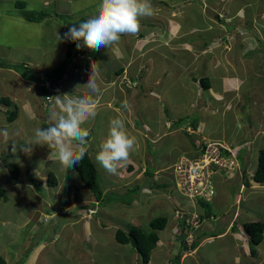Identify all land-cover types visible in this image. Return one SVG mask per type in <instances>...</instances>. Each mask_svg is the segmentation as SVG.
<instances>
[{
	"label": "crops",
	"instance_id": "obj_1",
	"mask_svg": "<svg viewBox=\"0 0 264 264\" xmlns=\"http://www.w3.org/2000/svg\"><path fill=\"white\" fill-rule=\"evenodd\" d=\"M158 2L156 12L159 15L156 16L157 19L154 17L155 19L152 21L154 24L147 25V28H139L136 34L122 35L117 44L109 48L101 47L99 50L94 51L84 46L83 41H80L81 47L79 49L76 48V51L83 50L84 52L69 63L65 72H59L62 65L68 61L69 41H65L64 45L59 44L61 47H58L57 50L54 51V56L56 57L50 56L52 64H50L47 69L39 66L41 63L39 64L38 60L33 62L39 64L38 71L35 73L36 75L38 73L43 74V76H45L44 82L36 78V80H34L38 82V84L30 83L27 81V79L30 78H25V76L17 71L19 74L15 76L19 80L15 82V87L19 89V93L18 91L15 93L13 92L16 90L14 87H8L5 88L4 91L2 90L3 97L13 99V106L17 107V116L18 114L19 116L13 121H8L7 119L5 129L7 127L9 131L12 129L15 130L12 136L8 135L7 138L0 136V154H5L2 158L4 161H8L7 159L11 158L18 162L20 166V178L14 181L11 180L8 172L6 174H0V185L6 189V198L0 202V223L15 228L17 238L20 237L28 226L31 227L30 234L32 235L39 227L38 224L41 223V220L44 222L53 220V215H49L47 214L48 212H46L47 209L51 207L50 200L44 198L43 195L38 192L36 186L28 181L27 174H30V177H32L36 183H40L42 189L56 190L59 196L62 188L67 184L69 185V192L66 193L68 197L64 203L61 197L59 198L61 204L59 207L64 214L69 211L74 213V215L70 217L71 223L74 224L68 226L72 233L71 241L77 238L81 239L83 234H85V236L91 234V221L94 215L99 214V207L102 205L96 200L94 194L82 183L74 166L67 169L68 174L66 177L60 176V172L56 168L52 166L45 167L47 164H45L44 161L50 162V160L47 159L49 152L44 153L41 147H37L36 145L31 147L27 142L30 134L34 136L35 128H45L49 126V116L54 104V101H51V103L47 102L49 96L55 97L64 94H75L76 96L93 95L94 99L97 100L96 115L94 117H88L81 125V127L87 129L89 133L92 132L91 138H89L86 143V152L94 161H96L95 156L99 151L100 143L106 138V132H103L102 127L96 122V118L99 116L101 108H109L112 110V116L109 118V122L111 119L117 117L123 119L125 127L131 137H134L136 133L140 135L145 130L143 133L145 139L143 136L141 137V141L144 145L147 144L145 140H151L153 144H158L163 138L184 132L187 128V132L193 135L186 136L187 134L185 135L183 133L184 135H182L186 137L182 138L190 141V138L193 136L196 145L198 143L219 142L231 146L232 148L236 147L238 150L236 154L242 159L240 167L243 169V174L248 173V175L250 174L251 176L255 173L259 163V153L261 150H264V129L262 128V120H264L262 119L264 117V69H255V63L256 61L259 63L258 60L261 58L260 55H262V52L254 49L255 47L246 51L245 47L249 48L252 43L256 45L254 38H248L246 39L248 40L247 43H238L235 47L232 46V41L226 38V36L231 34V32L233 34V29L236 25H242L251 33L253 32L256 39H264V35L259 32L261 31L264 34V0H202V2L200 0H159ZM224 2H226V4H223ZM207 5L209 6L205 9ZM222 6L226 8V15L229 16L226 17L227 21L225 19L221 20L219 18V13L222 11L216 10L217 8H222ZM165 10H167V12H165ZM160 15L163 16L162 21L159 19ZM142 26H144L143 22ZM258 28L261 29L257 31ZM258 33L260 34L257 35ZM218 42H221V44H218ZM220 51L222 52L221 55L219 54ZM108 53L114 56L116 63L119 62L116 67L111 69L107 66V61L105 60ZM41 54L42 57L45 56L44 53ZM196 54L203 55L197 60L195 57ZM241 61L245 64L244 66H248L245 69L248 70V73L245 71L241 72V69L238 67ZM5 65L6 64L3 63L0 65V83H10L6 80L7 77L5 75L4 77L1 76V72H5L3 70ZM209 66L210 68L208 69ZM202 68L204 70L203 72H201ZM10 69L13 68L9 66L8 70ZM208 71H211V74H209ZM92 72L95 74L100 89L98 94L90 93L84 86ZM111 73H114L113 77H111ZM170 76L173 80H170ZM202 77L210 79V88L206 90L209 97H206L204 92L205 89L202 88L201 82L199 81ZM41 78L43 79V77L39 79ZM216 80L222 81L221 89L215 88L212 85V82ZM177 88L180 90H172ZM11 90L13 91L11 92ZM174 91L176 92L172 95ZM177 92L185 96L192 95L193 99H195V101L191 102L194 103V106L190 104L191 109H189L187 115L180 112L176 113L174 116L171 111L172 109L170 110L168 108V105L169 107L171 105V100L176 99ZM106 93H108V95L104 98ZM199 96L207 99L210 103L208 104L207 102V104L212 106L211 111L208 112L210 116L205 115L204 112L201 114L197 112L200 118H198V121L194 120L193 122H197V125L193 123L190 125L189 122L178 123L180 120H189L191 113L196 114L194 109L197 110L198 108H195V103H199ZM145 97L152 99V102L147 105V108L139 106L140 102L148 101L145 100ZM227 97H229L227 105H224ZM168 99L170 100L168 101ZM246 101L248 102L246 103ZM168 102H170V104ZM125 103H127V108L122 107ZM162 103L166 105L168 113L171 114L170 118L167 116V112L163 108ZM175 106L181 109L180 104H175ZM248 106H250V108L247 110ZM6 109L4 104H0V112L5 113ZM250 109L254 111L250 112ZM11 110H13V108ZM140 110L145 113L141 115L138 113ZM234 111L235 113L232 116ZM134 112L136 115L137 113L139 114L138 117L141 127L135 124L137 120L134 119ZM241 112L244 114H241ZM218 113L221 114L218 115ZM218 116H221L223 119L222 122L217 123L222 127V133L216 132L214 130L215 127L209 125L211 124V120ZM243 118L248 119L249 122H244ZM16 119L17 121H15ZM27 121L31 123L34 122L33 126L28 131L23 130V128L26 127ZM156 121H159L161 126H154L155 123H157ZM162 121H164L163 124ZM101 132L103 133L100 136L99 134ZM8 134H10V132H8ZM32 139L33 137L30 140ZM184 139H182L183 143L181 142L177 145V149L181 153H184V155L190 154L193 149V144H190V142L188 145H185ZM13 141H15V145H20L17 148L15 147V151H13V147L15 146ZM17 141L20 143H17ZM244 145L247 146L243 148ZM140 147L143 148L140 144H135L134 150L130 153L129 160L118 166L117 171L119 172V169H121V182L119 179H116L117 182L113 180L103 192H113L116 190H127L128 192H132L137 188L138 190L135 191V195H138V197L143 196V198L146 199L144 204L146 202L149 203L150 211H163L166 208L163 201L159 199L161 196L149 188L157 186H150V180L145 178L146 164H144L145 166H143L142 169L134 168L131 164V162L135 163V159L139 157ZM146 150L149 151V148L147 147ZM181 156H183V154ZM140 157L147 159L145 153ZM37 158L40 160L41 167L35 165ZM51 163L53 162L51 161ZM130 166H132L133 169H130ZM122 169H124L125 172H129L125 173L127 177L134 174L133 177L129 180L124 179V181ZM162 169L164 168H158L157 174H160ZM51 173L58 179V185L56 187L47 186V178ZM106 177L114 179L115 174H106ZM172 177V183L176 186L173 174ZM216 178H219L217 181L218 193L215 201L212 203V207L220 211V206L223 208L229 204L230 200L228 196H232L233 193L230 187L234 184L237 186V190H239L236 202L238 206H240L239 209L242 208L240 215L245 217V219H243L241 216L240 219L244 221L256 219L253 221L264 222L263 213L260 211L258 213L260 204L254 203L255 200L253 199L257 198V200H260L261 198L260 202H264V183L258 184L253 182L251 183V187H248L246 183H244V181L246 182L247 180L243 177L229 179L227 176L218 175ZM146 184L149 185V187H147ZM170 194L171 196L167 197L170 200H168V202L172 205V208L169 210L170 218L168 223L173 232L177 230L175 226L181 221L180 217L182 216L180 212L185 214V218L190 215L191 218L196 217L197 214L205 215L206 208L204 205L193 202L187 207L188 210L185 211L181 209L185 203H181L177 193L172 192ZM255 195L262 196L259 198ZM13 196L16 198L15 201H12ZM8 197H10L11 200ZM133 202L136 204L134 207L137 208L138 202L134 200L132 203ZM29 203L33 206H31L32 215L27 216L22 213V209L23 207L26 209L30 206ZM90 204L98 206L94 210L89 211L87 205ZM149 210L144 213V215H146L148 219H152ZM61 212H59V214ZM20 213L22 215L19 217ZM238 213L239 210L236 209V211H228L226 216H219V220L222 224L217 222V220L214 221L216 222L214 225L212 224L213 221H204L203 224H200L198 230L195 233L193 232L195 234L193 239L197 241V238H202V240H200L194 249H185V244L182 243V239L175 240L174 243H179L180 241L182 244H180V246L183 247L182 251L178 253V255H181L180 264H184L188 257H195V255L199 254L200 250L204 248L205 244L216 238L215 236H211L214 232L213 228L224 227V230H222L217 237V239H221V241L235 234L233 229L229 231L227 228L229 227V222L238 219L232 218V216L235 214L238 215ZM53 214L55 215V213ZM139 214L142 215V213ZM211 215L214 216L215 219L217 217L216 215H218L213 208H211ZM22 216L24 219H22ZM69 216L70 214L68 218ZM35 218H37V221L34 225H31L32 220ZM132 218H134V220H132L133 224L140 223V219H136L135 217ZM148 223L150 222L147 221L146 224ZM72 228H74V230ZM118 228V226H113L112 235ZM100 229L105 230L106 228L100 227ZM51 230H53V228H51ZM165 231L166 228L159 232L160 236ZM57 233L58 232H55V236H58ZM76 234L79 236H76ZM9 242L11 241H8V243ZM120 245L131 246V244ZM158 246H161L163 249L166 243L163 240L161 241L160 238V243L157 247ZM78 247L79 246H75L73 242L69 241L68 236V243L63 248L67 251L70 264L76 259H78V262L81 264H92L94 261L88 259L87 253L83 251L82 247ZM236 247L248 249L246 251L252 256L247 237H242L241 242L239 241ZM75 248H78L77 252H74ZM257 249L259 250H257V255L260 256L264 254V252H261L260 246H258ZM23 252L25 253V249ZM29 252H31V254L27 258H31L28 264H35L38 252H40V246H37L34 250L30 248ZM125 252H128V250L119 251L120 254ZM134 252L131 251L128 253L127 260L131 257V262L134 261V264H140V257ZM188 252L194 254L189 256L184 255ZM158 254L159 253H157L156 256ZM257 255L254 258H256ZM125 263L128 264L129 261H122L119 264ZM150 264L154 263L150 261ZM162 264H169L168 259H165Z\"/></svg>",
	"mask_w": 264,
	"mask_h": 264
},
{
	"label": "rangeland",
	"instance_id": "obj_2",
	"mask_svg": "<svg viewBox=\"0 0 264 264\" xmlns=\"http://www.w3.org/2000/svg\"><path fill=\"white\" fill-rule=\"evenodd\" d=\"M158 1L159 0H150L153 9L152 15L143 16L139 18L140 28L142 27L147 28V25L154 24V22L152 21L156 18L157 15H159L156 12L159 3ZM20 3H23L24 6H20ZM99 3L100 0H0V65L1 63H3L13 68L8 70L9 68L8 66L3 67L4 68L3 70L5 72H1L2 74L1 76L4 77L5 75L7 77L6 80L10 83H0L1 84L0 97H3L2 90L4 91L5 88L8 87L16 88L15 82H17L19 79L15 75L19 74L18 72H20L23 76H25V78H30L31 80L27 79V81H29L30 83L38 84V82L35 81L36 78L44 82L45 76H43V74L41 73H38L37 74L38 77H37L35 72L38 71V65L40 63L41 64L39 66H42V68L47 69V67H49V65L52 64L51 63L52 59L50 58V56L56 57L54 56V51L57 50L58 47L60 48L61 47L60 45L65 44V40L59 41L58 34L62 37L63 34L68 30V27L73 25H78L79 23L86 21L89 18L90 13H92L97 8ZM223 4H226V2H224ZM208 6L209 5H207L205 9H207ZM223 7L224 6H222V8H217L216 10L222 11L221 13H219L220 14L219 16L222 17V19L226 20V17L228 15H226V8ZM25 11L44 12L47 14V17L40 23H32L29 22L24 17ZM165 12H167V10H165ZM162 17L163 16L161 15L159 16L160 21L163 20ZM142 22L144 23V26H142ZM237 26L240 27V31L242 33L245 32V30L243 29L245 27H243L242 25H237ZM260 29L261 28H258L257 31H259ZM259 32L262 35H264L261 31ZM248 33L250 35V39L254 38L256 45L252 43L249 46V48L245 47V49L247 51L248 49L255 47L254 49H257L262 52V55H260L261 58L258 60L259 63L257 61L255 63L256 64L255 69L263 70L264 69V39L261 38L256 39L254 37L253 32L251 33L248 31ZM260 33H258L257 35H259ZM228 39L232 41L233 43L232 46L235 47L240 42L237 36H235V33L229 34ZM242 41L246 43L248 42V40H242ZM218 44H221V42H218ZM41 53H44L45 56L42 57ZM219 54L221 55L222 52L220 51ZM107 55L108 56L105 58V60L107 61L106 63L107 66L110 67V69L116 67L117 63L119 62L116 63L114 56L111 55L110 53H108ZM201 55L203 54H196L195 56L196 59L199 60L200 57H202ZM36 60H38L39 64L33 63ZM244 65L245 64L242 63L241 61V64H238V67L241 69V72L245 71L246 73H248V70H245L248 66H244ZM209 68L210 66L208 67V69ZM203 71L204 70L202 68L201 72ZM208 72L209 74H211V71ZM113 76L114 73L113 74L111 73V77ZM40 77H43V79L42 78L39 79ZM170 80H173L171 76H170ZM212 85L215 88L221 89L222 81L221 80L213 81ZM172 90L179 91L180 89L177 88ZM12 91L13 90H11V92ZM17 91L19 93V89L16 88V90H14L13 92L15 93ZM176 91L172 92V95ZM204 92L206 97H209L208 92H206V90ZM107 95L108 93H106V96L104 95V98L107 97ZM228 98L229 97H227L224 105H227ZM10 99L13 101L12 98ZM145 100L148 101L140 102L139 103L140 107L147 108V105L152 102V99L149 97H145ZM169 100L170 99H168V101ZM171 101H172L171 105L170 107L168 105V108L170 110L172 109L171 110L172 114L175 116L176 113H180V112L184 113V115H187L189 113V109H191L190 104L194 106V103L191 102L195 101V99H193L192 95L185 96L180 92H177L176 99H172ZM198 102L199 103H195V108L198 107L197 108L198 111L194 109L196 114L191 113L190 119L189 120L185 119L183 123L189 122V124L192 125L194 120L198 121V118H200V116L197 114V112L199 114L204 112L205 115L210 116L208 112L211 111L212 106L208 105L210 103L207 101V99H205L202 96H199ZM247 102L248 101H246V103ZM168 103L170 104V102ZM175 104L176 105L180 104L181 109L180 107L175 106ZM162 106L166 110L167 116L170 118L171 114L168 113L166 105L162 103ZM12 108H14V106L7 107L5 113L0 112V131L5 129V123L7 122L6 113L10 111ZM249 108L250 106L247 107V110ZM235 111L232 113V116L235 113ZM251 111L254 110L250 109V112ZM138 113L143 115V113L145 112L140 110L138 111ZM138 113L136 115V113L134 112L133 116L134 119L137 120L135 124H138V127H141ZM111 114H112L111 109L101 108L100 114L96 118V122L102 127L103 132H106V137L108 134L109 118L112 116ZM220 114L221 113H218V115ZM241 114L244 113L241 112ZM214 119L211 120V124L209 125L211 127H215L214 130L216 132L218 131L222 133V127H220L217 124L218 122H222L223 120L222 117L218 116V117H214ZM262 119H264V117ZM15 121H17V119ZM243 121L249 122L248 119H244V118ZM156 122L157 123H155L154 126H161V123L159 121ZM163 122L164 121H162V124ZM26 123H27L26 127H24L23 130L28 131L31 129L34 122L31 123L27 121ZM12 126L16 127L15 125ZM262 128L264 129V120H262ZM14 130L15 129L9 131V129H7V131L10 132L9 136H12V134L14 135L13 133ZM185 130L186 131L180 132L176 135H172L169 137L167 136L163 138V140L158 144H153L151 140L149 141L145 140L147 143L146 145L142 143L141 137L143 136V138L145 139L143 134L145 130L143 131L142 134L139 135V133H136L134 136L136 141L135 144L136 145L140 144L141 146H143V148L142 147L139 148L140 150L139 157L135 159V163L131 162V164L134 168L136 167L138 169H142V167L145 166L144 164H146L145 178L147 180H150L151 182L150 186H157V187H149V185L147 184L146 186L151 188L153 192L158 193L161 196L159 197V199L163 201V204L166 208L165 210L150 211L149 203L146 202L144 204L146 199H144L143 196L138 197V195H135L133 192H128L127 190L126 191L116 190L113 192L111 191L106 192L104 193L105 195L104 201L101 207H99V214L94 215L93 220L91 221L92 223L91 234H87L86 236L85 234H83L81 239L77 238L76 240H74L76 238L75 237L73 239L74 241H71L72 233L70 232V228L68 226L74 224L71 223L72 221L70 218L74 215V213L69 211L66 214H64L63 211L61 212V209L59 207L61 206L59 198L61 197V200L64 203L68 197L66 193L69 192V185L67 184L62 188L59 196L56 190L42 189V186L39 183L38 185L39 188L37 187L36 188L38 192H40L43 195L44 198L50 200L51 207L50 209L46 208L47 209L46 212H48L47 214L49 215H53V220L45 221V222L41 220V223L38 224L39 227L37 228L36 231H34V233H32V235L30 234L31 227L28 226L26 230H24L20 235V237L18 238L15 228H13L10 225H4V224L2 225V223H0V257L2 259H5L7 264H28L30 263L31 257L29 259L27 257L30 256L32 252V251L29 252V249L32 248V250H34L35 248H37V246H40V252H38V256L36 258L35 264H70V258L67 255V251L63 248L68 243V236H69V241L73 242L75 246H79L78 248L82 247L83 251L87 253L88 259L94 261L92 264H119L122 261L123 262L129 261L128 264H134V261L131 262V257L129 260H127L128 253H130L131 251L134 252V250H131L133 249L132 246H122L116 242L115 240L116 232L112 235L113 226H118L119 229L121 228L125 231H126L125 226H127L128 228L131 226H138L141 227L144 231L149 232L150 227H149V223L146 224L147 221L150 222L153 218H157L161 216H166L170 218L169 210L172 208V205L168 202L169 199L167 197V196L169 197L171 196L170 193L172 192L177 193V196L181 200V203H185L181 207L182 210L185 211L188 210L187 207L194 202L193 199H188L186 197H183L182 193L179 190H176L174 183H172V178H173L172 172L174 170L173 167L176 164V162L179 160L181 155L182 154L184 155V153L178 151L177 145L180 144L181 142L183 143L182 139L184 138L182 137L193 135L187 132L188 130L187 128ZM103 132H101L99 135L101 136ZM185 132H187L188 134L186 135ZM183 133L186 136H183L184 135ZM32 137L33 136L30 134L29 140L27 141L31 147L35 146L31 144L32 140L30 139ZM184 140H185V145H188L190 143L188 139H184ZM17 143L20 142L17 141ZM13 144L15 145V141H13ZM19 146L20 145H15L13 148L15 147L17 148ZM36 146L41 147L44 153H48L50 151V149L47 146H40V145H36ZM147 147L149 148V151L146 150ZM144 153L145 156H147V159L140 157ZM3 155L5 156V154H0V174L7 173V170H5V162L7 161H4V159H2ZM36 161H33L36 162L35 165L41 167L40 160L37 158ZM44 163L47 164L45 165L46 168L48 166H52L56 168L60 172V176L62 177H66V175L68 174L67 169L65 170V172L61 169V166L58 161L55 163H51V161L50 162L44 161ZM95 164L98 168L97 170L99 175V184L100 187L102 188V191H105V188L108 187L109 183L112 182L113 180L117 182L116 179H119V181L121 182V177H120L121 169H119V172L117 171V173L115 174V178L113 179L111 177H106V174L109 173L106 172L96 161ZM158 168H164L161 170L160 174H157ZM231 171L232 170L226 171L227 172L226 174L228 175L229 179H231L235 175L234 171L230 173ZM125 173H129V172H125L124 169H122V174L124 175L123 180L124 179L129 180L134 175L130 173L131 174L130 177H127ZM218 180L219 178L217 179V181ZM230 189L234 193V196L233 195L228 196V199L230 200L229 204L223 208H221L220 206V211H217L215 207H212L215 210V213L218 214L219 216H224L228 211H233L234 208L237 207L240 208V206H238V203L236 202L237 201L236 198L239 192L237 191V186L233 184L230 187ZM255 196L260 198V196L262 195L260 196L255 195ZM8 198L11 200L10 197ZM12 198H13L12 201L16 200L15 196H13ZM253 199L255 200L254 203L260 204V208H258V213L260 211L264 215V202L263 203L260 202L261 198L260 200H257V198H253ZM133 200L138 202L137 208L134 207L136 205L135 202L132 203V206L128 205V203L132 202ZM29 204L30 206H28L26 209H24V207L22 209V213H24V215L27 216L32 215V209H31L32 204L31 203ZM239 208H237V210H239V213L238 215L236 214L237 215L236 217L238 218V221H241L242 219H240V217L241 216L243 217V215H240L242 208L241 209ZM148 210L151 212L152 219L151 218L148 219L146 215H144V213L148 212ZM59 212L61 213L59 214ZM53 213H55V215ZM68 213L70 214L69 218H68L69 215ZM139 213H142V215H140ZM21 215L22 214L20 213L19 217ZM132 217H135L136 219H140V223L133 224L132 220H134V218ZM233 217L234 216H232V218ZM22 219H24V217ZM243 219H245V217H243ZM36 221L37 218L33 219L31 225H34ZM205 221H208V219H206ZM189 222L191 225H194L195 227L199 225V223L196 224V219L193 217ZM212 224L214 225V222H212ZM231 224L232 222L228 223L230 228L228 227L227 229H229V231L231 230ZM100 227H105L106 229L102 230L100 229ZM238 227H240L241 229V226L239 224ZM51 228H53V230H51ZM72 229L74 230V228ZM240 229H238V231L235 232V234H232L231 237H228L222 241L221 239H217V237L219 236L217 235L213 241H209L207 244H205L204 248L202 249L200 248L201 250L199 254L195 255V257L193 258L188 257V259L184 262V264H264V254L260 256L257 255V257L254 258L250 255L249 252L246 251L248 249H240L239 247H236L239 241L241 242L242 237H246L242 230L239 231ZM222 230H224L223 226L213 228L215 234H220ZM186 231H188L186 243L188 242L187 244H191L193 241V232L190 231V229ZM55 232H58L57 233L58 236H55ZM182 232L183 230L179 228L175 230V232H173L171 227H169V223H168L166 227V231L162 233L160 236L161 241L163 240L166 243V246L163 249L161 248V246H158L156 249H154L151 259V261L154 264L157 263L162 264V262L165 259H168L169 264H180V261L178 260L179 257L177 255L180 251H182L183 247L180 246L181 244L180 241L179 243L177 242L174 243V242L175 240L177 241L178 239L183 240V238L185 237L184 235L185 233ZM76 236L79 235L76 234ZM8 241H11L12 243L11 242L8 243ZM159 243L160 241L158 242V244ZM182 243H184V240L182 241ZM78 248H75L74 252H77ZM24 249H25V253L23 252ZM126 250H128V252H125L123 254L119 253V251H126ZM260 250L262 253L264 252V241L260 245ZM157 253L159 254L156 256ZM192 254L194 253L188 252L185 253L184 255L189 256ZM71 264H81V263H79L78 259H76L72 261Z\"/></svg>",
	"mask_w": 264,
	"mask_h": 264
},
{
	"label": "clouds",
	"instance_id": "obj_3",
	"mask_svg": "<svg viewBox=\"0 0 264 264\" xmlns=\"http://www.w3.org/2000/svg\"><path fill=\"white\" fill-rule=\"evenodd\" d=\"M152 11L150 0H100L99 5L90 13L86 21L68 27V30L62 37L58 34L59 41L76 42L78 49L81 47L80 41H83L84 46L93 50H99L101 47L109 48L117 44L122 35L136 34L140 28L139 18L152 15ZM219 18L224 20L220 16ZM243 29L245 30L244 33L240 31V27L237 25L233 29V33H235V36L240 41L239 44H244L242 40L250 38L249 33L246 32L247 30L245 28ZM84 86L92 94H98L100 92L93 72ZM47 99L54 101L49 116V126L35 128L31 144L47 146L50 149L47 159L53 163L58 161L61 169L65 172L66 169H70L74 165L79 164L85 155L86 138L89 136V131L82 128L81 125L85 119L96 115L97 100L94 99L93 95L76 96L75 94L57 95L55 97L49 96ZM122 107L127 108V103L122 105ZM8 135L7 129L0 131V136L7 138ZM135 143V138L129 135L124 120L119 117L113 118L109 122L107 137L99 145V151L95 156V160L106 172L116 174L118 166L129 160ZM222 145L224 154L235 160L236 164L233 171L242 172L243 169L240 167L241 162L236 154L238 152L236 147L232 148L228 145ZM13 151H15V148H13ZM201 152L199 150V152H192L185 155L196 157ZM226 173V171L216 173L214 177L215 183L217 182L216 176L223 175L228 177ZM194 202L198 203V200L194 199ZM216 216L217 222L221 223L219 215ZM236 216L235 214L234 218H237ZM193 218L196 219V217ZM196 221L199 223L198 220ZM235 221H238V219L232 221L231 230ZM186 230L188 229H185V232H188ZM194 235L193 233V237ZM192 243L188 245H192Z\"/></svg>",
	"mask_w": 264,
	"mask_h": 264
},
{
	"label": "trees",
	"instance_id": "obj_4",
	"mask_svg": "<svg viewBox=\"0 0 264 264\" xmlns=\"http://www.w3.org/2000/svg\"><path fill=\"white\" fill-rule=\"evenodd\" d=\"M200 1L202 2V0ZM20 6H24L23 3H20ZM24 13H25L24 17L29 22H32V23H40L47 17V14L44 12L25 11ZM76 47H77L76 42L69 41L68 61L64 63V65H62L59 72H64L66 68L68 67L69 63L75 58V56H79L82 52H84L83 50L76 51ZM5 66H8V65H5ZM199 81L201 82L202 88H204L205 90H208L210 88L211 82L209 78L202 77L199 79ZM47 102L51 103L49 99H47ZM0 104H4L6 108L13 106L12 100L8 97H0ZM17 112H18L17 107H14L13 110L8 111L6 113L8 121H13L17 117ZM183 121L184 120H180L178 121V123H183ZM193 124L197 125V122ZM185 133L188 134L187 132ZM91 135H92V132L89 133V136L86 138L87 141L89 140V138H91ZM190 139H191L190 144H193V149L191 153L197 152V151L199 152V150L204 151L206 149L207 143H198L196 145V142H194L195 139L193 138V136ZM246 146L247 145H244L243 148H245ZM238 158L240 162H242V159L240 158V156H238ZM7 160L8 161L5 162V169L10 175L11 180L17 181L20 178V166L18 162L12 160L11 158H8ZM74 167L76 171L78 172L82 183L88 188V190H90L92 194H94L96 200L102 204L104 201L105 195L99 184V175H98V170H97L95 161L92 160V158L87 152H85L83 159L80 161L79 164L74 165ZM130 169H133V167L130 166ZM234 174L235 175L233 178L243 177L244 179H246L247 181L246 182L244 181V183H246V186L248 187H251V183L253 182L254 183H264V150H261L259 153L258 167L253 175L250 176V174L248 175V173L243 174V171L242 172L236 171L234 172ZM27 177L30 183H32L37 188H39L38 187L39 183H36V181L33 180L32 177H30V174H27ZM57 185H58V179L52 173L49 174L47 178V186L56 187ZM137 190L138 189L136 188V190L134 189L132 192L135 194V191ZM217 193H218V189L215 183L214 193L210 200L205 199V198L197 199L198 203H200L201 205H204V207L206 208L205 215L204 214L196 215V220L199 221V225L203 224L206 219H208V221L210 222L212 221L214 222L216 220L215 218H213L214 216L211 215V208L213 205L212 203L215 201L217 197ZM232 195L234 196V193H232ZM238 195H239V192H238ZM5 198H6V189L0 185V202ZM128 205L131 206L132 202L128 203ZM87 206H88L87 209L90 211V210H94L95 208H97L98 205L96 206L95 204H90ZM236 209L237 208H234L235 211ZM180 213L182 217H180L181 221H179L178 219L179 223H177V229L178 228L182 229L183 230L182 233H185L184 234L185 239L183 238L184 243H185V249H190V248L194 249L198 245L200 240H202V238L200 239L197 238V241L194 240L195 243L193 242L192 245H188L186 243L187 232H185V229L186 228L190 229V231L195 233L198 230L199 226L195 227L194 225L190 224L189 221L191 220V215L185 218V214L183 212H180ZM168 222H169V218L164 217V216L152 219L149 223V227H150L149 232L144 231L141 227H138V226H131L129 228L126 226L127 231L121 228L120 229L118 228L115 234V238L119 244H123V245L131 244L134 251L139 255L141 264H150L152 252L157 247V244L160 241L159 232L163 231L167 227ZM238 224L241 226V229L240 227H238ZM232 229L234 232H237L238 229H240L239 231L242 230L244 232V234L248 238V244L250 246L251 254L253 257H255L257 255L258 246L261 245L264 240V222L263 221H244V220L235 221ZM217 235L219 234H215V231L213 232V234H211V236H215V237ZM178 257H179L178 260L180 261L181 255H178ZM0 264H6L5 260L2 259L1 257H0Z\"/></svg>",
	"mask_w": 264,
	"mask_h": 264
},
{
	"label": "built area",
	"instance_id": "obj_5",
	"mask_svg": "<svg viewBox=\"0 0 264 264\" xmlns=\"http://www.w3.org/2000/svg\"><path fill=\"white\" fill-rule=\"evenodd\" d=\"M218 142L208 143L196 157L183 155L173 167L177 190L188 199L210 200L214 193V177L219 171L234 169L235 160L227 157ZM196 224L198 222L196 221Z\"/></svg>",
	"mask_w": 264,
	"mask_h": 264
}]
</instances>
